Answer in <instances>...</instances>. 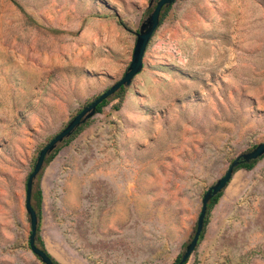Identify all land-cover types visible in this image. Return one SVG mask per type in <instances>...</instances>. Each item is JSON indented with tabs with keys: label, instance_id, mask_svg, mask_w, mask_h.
<instances>
[{
	"label": "rangeland",
	"instance_id": "rangeland-1",
	"mask_svg": "<svg viewBox=\"0 0 264 264\" xmlns=\"http://www.w3.org/2000/svg\"><path fill=\"white\" fill-rule=\"evenodd\" d=\"M148 1L0 0V264H41L27 243V173L122 75ZM66 137L33 178L50 256L171 264L206 187L264 139V0L163 5L141 69ZM220 191L184 264H264V154Z\"/></svg>",
	"mask_w": 264,
	"mask_h": 264
},
{
	"label": "water",
	"instance_id": "water-1",
	"mask_svg": "<svg viewBox=\"0 0 264 264\" xmlns=\"http://www.w3.org/2000/svg\"><path fill=\"white\" fill-rule=\"evenodd\" d=\"M152 0L148 1V5ZM173 0H156L152 9L147 16L139 23L136 30H134V43L132 46L129 61L122 75L112 82L105 89L101 90L95 95L88 103L83 105L68 121L65 125L54 133L48 141H46L38 150L35 157V161L32 165L31 170L27 173L25 184H24V209L28 214L29 220V232L27 236V243L31 252L37 256L42 264H53L50 257L36 244V225L37 215L30 202V194L32 190V181L38 170L41 168L45 156L60 142L64 137L68 136L79 124H81L86 118L91 116L95 112V107L98 102L112 94L119 86H126L130 83L131 78L136 74L142 67V56L149 40L152 31L156 27L159 19V12L163 5L171 3ZM264 153V139L256 142L250 149L237 153L223 173L218 176L214 182L209 184L205 191L202 193L200 199V207L195 220V226L191 237L186 242L182 252L180 253L179 259L174 264H184L188 259L192 249L194 248L198 234L202 228V221L206 210V203L208 199L221 190L226 182L229 180L233 167L239 161H249L257 158Z\"/></svg>",
	"mask_w": 264,
	"mask_h": 264
},
{
	"label": "trees",
	"instance_id": "trees-1",
	"mask_svg": "<svg viewBox=\"0 0 264 264\" xmlns=\"http://www.w3.org/2000/svg\"><path fill=\"white\" fill-rule=\"evenodd\" d=\"M170 3L167 4V6H169ZM160 14V12H159ZM118 88H121V86H119ZM107 101V97L102 99L100 102H98L96 104V107H95V111H99L101 106ZM80 128V124L74 129V131H77L78 129ZM67 138V137H65ZM63 138V139H65ZM55 150L52 149L44 158L45 161H47L53 154V151ZM264 154V153H263ZM262 154V155H263ZM260 155V156H262ZM259 156V157H260ZM254 158V159H251L249 161H239L234 167L233 169L237 168V167H243V168H250L254 162L259 158ZM220 190L217 191L215 194H213L207 201L206 203V210H205V214H204V217H203V221H202V228L198 234V238L199 239L201 237V234H202V230H203V226L205 225V222L207 220V213H208V210L211 206V204L217 199V197L219 196L220 194ZM40 201H41V190L39 188V186H37L36 184H33V181H32V190H31V194H30V202H31V205L33 206L35 212H36V215H37V218H39V212H40ZM38 224L36 226V244L42 249L45 251V253L50 257L51 261L53 264H61L60 262L56 261L52 256H50V254L46 251L44 245H43V242H42V239L40 238L39 234H38ZM179 256L180 254H177L173 260H172V263L171 264H174L176 263V261L179 259ZM42 264V263H41Z\"/></svg>",
	"mask_w": 264,
	"mask_h": 264
}]
</instances>
